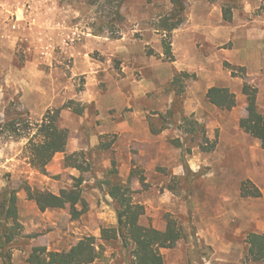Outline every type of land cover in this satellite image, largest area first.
Returning <instances> with one entry per match:
<instances>
[{
  "label": "rangeland",
  "instance_id": "1",
  "mask_svg": "<svg viewBox=\"0 0 264 264\" xmlns=\"http://www.w3.org/2000/svg\"><path fill=\"white\" fill-rule=\"evenodd\" d=\"M185 3L169 62L158 24L170 0H125L117 38L88 0H0V212L12 195L18 207L16 223L0 215V264H29L34 247L68 251L86 237L105 246L94 264H131L132 249L101 240L102 229L118 225L109 183L128 187L144 206L143 226L163 231L173 218L188 231L187 240L161 250L165 264H264L252 260L247 242L251 233L264 235V150L240 127L245 82L259 89L264 114L263 0L238 1L232 22L223 19L225 2ZM183 72L191 77L178 104L170 84ZM212 87L229 88L237 106L212 105ZM69 101L83 112L62 110L67 152L43 175L30 165L26 135L12 137L7 124L17 113L39 123ZM72 154L86 170L66 166ZM78 179L85 204L77 219L69 206L41 212L27 193L59 195ZM246 182L261 197H242Z\"/></svg>",
  "mask_w": 264,
  "mask_h": 264
},
{
  "label": "trees",
  "instance_id": "2",
  "mask_svg": "<svg viewBox=\"0 0 264 264\" xmlns=\"http://www.w3.org/2000/svg\"><path fill=\"white\" fill-rule=\"evenodd\" d=\"M125 0H88V3L98 8L109 18V25L114 35V22L122 21L121 7ZM219 1L225 2L223 5V19L225 22H232L233 8L240 0H208L215 4ZM172 10L168 16L162 17L159 21V30L166 35L163 40L164 56L169 62L175 61L171 37L175 30L180 28L186 21L185 0H170ZM261 9H264V0ZM98 34H101L99 32ZM232 75L237 74L236 69L228 64ZM241 78L244 79V68ZM190 74L183 72L175 76L170 87L176 94V103L181 101V95L185 92V79L190 78ZM242 94L247 98V116L240 120V127L252 137L261 142L264 150V114L261 113L258 105L259 89L247 82L242 87ZM208 101L219 109L231 111L237 106V97L229 88L212 87L207 93ZM179 104V103H178ZM64 109L81 114L83 107L77 105L75 101H69L62 108L50 109L46 112L39 123L33 124L30 119H22L25 115L20 113L8 122L7 127L12 133V137L17 139L28 138L26 149L29 153V162L32 168L43 175H48L47 167L59 153L66 154L70 141V131L60 126L61 112ZM171 114V113H170ZM28 115V114H27ZM26 115V116H27ZM185 121L191 126L200 127L198 122H191L189 118ZM195 130V128H193ZM193 130V131H194ZM31 131L34 133L31 134ZM209 142L208 140H206ZM214 147V146H213ZM203 148V146H202ZM66 166L84 171L86 168L79 161L77 154L66 156ZM82 179H78V184L72 189H64L59 195L47 192L34 191L27 187V193L33 199L41 212L49 209H63L70 207L72 215L77 219L82 212H78L76 207L84 205L80 184ZM109 195L115 201L117 208L118 225L116 228H104L101 231V240L108 245L112 242L122 241L123 248L132 249L131 264H165L162 249H172L177 243L189 238L185 227L173 218H168L166 229L161 231L154 227L143 226L140 221L145 215L144 206L133 202L130 189L126 186L109 183ZM242 197H261L260 190L251 182L243 184ZM0 215L7 222L18 219L17 196L12 195L5 199L1 207ZM13 239V235L7 238L6 243ZM249 255L254 262H264V235L251 233L248 235ZM105 258V246L99 245L95 237H86L79 244L73 246L68 251L54 252L47 247L37 246L28 259L29 264H94Z\"/></svg>",
  "mask_w": 264,
  "mask_h": 264
},
{
  "label": "crops",
  "instance_id": "3",
  "mask_svg": "<svg viewBox=\"0 0 264 264\" xmlns=\"http://www.w3.org/2000/svg\"><path fill=\"white\" fill-rule=\"evenodd\" d=\"M112 127H115V126H112Z\"/></svg>",
  "mask_w": 264,
  "mask_h": 264
}]
</instances>
